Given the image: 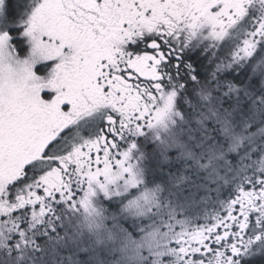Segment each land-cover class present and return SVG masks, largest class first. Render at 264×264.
I'll return each mask as SVG.
<instances>
[{
    "label": "snow or ice",
    "instance_id": "obj_1",
    "mask_svg": "<svg viewBox=\"0 0 264 264\" xmlns=\"http://www.w3.org/2000/svg\"><path fill=\"white\" fill-rule=\"evenodd\" d=\"M264 257V0H0V264Z\"/></svg>",
    "mask_w": 264,
    "mask_h": 264
},
{
    "label": "flooded vegetation",
    "instance_id": "obj_2",
    "mask_svg": "<svg viewBox=\"0 0 264 264\" xmlns=\"http://www.w3.org/2000/svg\"><path fill=\"white\" fill-rule=\"evenodd\" d=\"M250 260V264L255 263L257 260H264V257L258 256V257H253V258H249Z\"/></svg>",
    "mask_w": 264,
    "mask_h": 264
},
{
    "label": "trees",
    "instance_id": "obj_3",
    "mask_svg": "<svg viewBox=\"0 0 264 264\" xmlns=\"http://www.w3.org/2000/svg\"><path fill=\"white\" fill-rule=\"evenodd\" d=\"M16 2H17V0H13V3H14V5L16 4ZM253 264H264V260H257L255 263H253Z\"/></svg>",
    "mask_w": 264,
    "mask_h": 264
},
{
    "label": "rangeland",
    "instance_id": "obj_4",
    "mask_svg": "<svg viewBox=\"0 0 264 264\" xmlns=\"http://www.w3.org/2000/svg\"><path fill=\"white\" fill-rule=\"evenodd\" d=\"M19 2H20V3H23V0H19ZM258 256H259V255H258ZM258 256H256V257H258ZM252 258H253V257H252Z\"/></svg>",
    "mask_w": 264,
    "mask_h": 264
}]
</instances>
